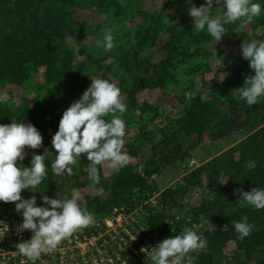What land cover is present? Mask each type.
<instances>
[{
	"label": "trees",
	"instance_id": "trees-1",
	"mask_svg": "<svg viewBox=\"0 0 264 264\" xmlns=\"http://www.w3.org/2000/svg\"><path fill=\"white\" fill-rule=\"evenodd\" d=\"M90 1L101 14L108 11L110 2H114ZM71 5L72 0H0V87L23 85L38 68L45 67V84H60L71 79L70 96L79 92L78 79L83 67L72 69V62L79 52L67 43V36L72 32L67 11ZM161 24L163 17L157 14L147 26H141L140 39L145 35L154 40L149 34ZM263 26L264 19H260L248 33L235 22L223 21V38H239L247 54L235 63L232 76L221 84V88L214 87L207 95L199 91L188 93L193 94L188 98L183 96L180 99L181 112L174 121L177 132L185 135L197 133L198 140L204 132L215 141L241 130L245 132L244 139L189 171L158 195L155 196L156 188L152 183L147 182L152 174L148 168L142 175L131 166H123L112 176L103 177L97 168L96 152H87L89 144L79 145L66 122H61V118L53 113L30 108L25 99L17 106L0 104V195L18 188L28 197L34 184L40 196L34 199L32 210L26 215L39 227L49 224L51 219L56 228H67L79 222L84 224L90 216L101 220L115 209L126 214L136 211L141 214L146 229L161 236L172 250L176 249L175 238L181 234L182 226L192 228L201 218L204 225L201 224L197 232L203 238L205 248L191 255L190 264H264V68L255 70L264 62V32H257L258 27ZM181 38L182 33L175 30L168 34L163 46L166 59L146 65L149 76L139 80L135 90L167 89L169 84L176 83L179 75L190 78L191 83L199 81L201 76L197 69L183 67L194 54L188 43L182 44ZM207 38L214 39L210 35ZM256 57L261 61L258 62ZM191 88L194 91L193 85ZM50 93L48 97L52 98L53 92ZM134 98V93H129L126 99V103L139 113L137 120H130V124L137 126L134 143L148 141L147 136L152 131L147 128L158 117L157 109L146 103L139 104ZM84 99L78 97L82 113L89 114L87 136L93 142L90 148L116 146L115 132L127 129L126 123L118 120L115 130L103 126L96 113L85 105ZM111 100L110 96L107 102L113 105ZM116 105L114 109L121 107L122 103ZM226 108H241L244 120L218 119ZM22 128H25L24 133L16 135V140L26 138L32 156L19 159L9 154L8 144L12 143L10 133ZM161 142L165 149L170 145L172 150L161 157L163 165L182 155L181 146L173 134L164 136ZM140 151L139 146H130L126 155L130 157ZM4 160L7 165L3 164ZM59 163L72 172L78 170L77 164L94 168L98 177L94 183L101 186L106 195H87L82 206L71 196L60 198L54 172ZM91 174L87 173V176L93 178L95 175ZM29 176H32L33 183ZM74 181L77 183V177ZM194 190H202L198 206L184 212L183 201ZM1 204L11 218L28 212L30 205L29 201L19 203L13 200H4ZM173 210L182 213L181 218L176 217ZM184 214L190 216L188 222L186 219L189 218ZM229 242L236 247L233 260L223 253Z\"/></svg>",
	"mask_w": 264,
	"mask_h": 264
},
{
	"label": "rangeland",
	"instance_id": "rangeland-1",
	"mask_svg": "<svg viewBox=\"0 0 264 264\" xmlns=\"http://www.w3.org/2000/svg\"><path fill=\"white\" fill-rule=\"evenodd\" d=\"M197 1L114 0L107 5L108 11L101 14L97 12L90 0H72V5L67 8L68 22L72 28L71 34L67 36V43L79 52L72 62V69L83 67L78 79L79 92L70 96L71 79L60 84H45L43 79L45 67H40L27 83L6 84L0 87V104L17 106L22 99H25L30 108H38L47 114L53 113L61 118V122H66L79 145H93L92 140L87 136L89 114L82 113L78 101L79 96L84 97L85 105L96 113V117L103 126L115 130L120 119L127 126V129L122 132H115L116 146L101 145L97 149H91L88 145L87 152L90 154L96 152L97 168L100 174L105 178L110 177L121 167L131 166L135 172L143 175L144 170L148 168L152 174L147 182L152 183L156 188L155 196L158 195L159 191L245 137V132L241 130L231 132L223 139L214 141L210 139L207 132H204L200 136L201 140H198L197 133L185 135L177 132L174 121L181 112L180 99L183 96L188 98L199 91L207 95L214 87L221 88V84L232 76L235 63L247 54L239 38L230 40L223 38V21L235 22L240 28L251 33L254 25L260 19H264V0ZM157 14L162 15L164 25L153 28L156 32L151 31L149 36L154 40L145 35L140 39L141 26H147L149 20ZM173 30L182 33V44L188 43L194 54L193 58L184 62L183 67L197 69L201 78L191 83L190 78L179 75L176 77V83L169 84L170 87L167 86V89L135 90L136 83L149 76L150 72L147 74L146 65L166 59L163 46L168 40V34ZM262 31L264 32V26L258 27V34ZM209 35L214 39L208 40ZM141 61H144V64H140ZM257 61L260 62L261 59L258 58ZM261 68H264V62L259 67H255V70ZM255 81H258L257 77ZM192 85L194 91H191ZM50 91L54 95L52 98L48 97L51 94ZM190 92L193 94H188ZM129 93H134L137 103H146L157 109L158 117L154 124L147 128L148 131H152L147 136L148 141L139 140L134 143L137 126L135 123L130 124V120H137L139 113L126 103ZM110 96L114 106L107 102ZM119 103H122V106L114 109ZM220 113L221 117L218 119L227 121L241 122L245 118L241 108L232 110L226 108ZM24 130L25 128L13 130L10 133L12 143L8 144L9 154L19 159L32 156V152L28 149V140L26 138L22 141L16 140V135L23 134ZM171 134L176 137L181 146L182 155L174 158L169 164L163 165L160 163L161 157L172 150L170 145L168 149H165L161 141L164 136L169 137ZM130 146H139L141 151L128 157L126 153ZM83 150L86 151L85 148ZM44 153L46 154V151ZM3 164L7 165V160H4ZM65 169L63 163L54 167L60 198L66 199L71 196L76 204L82 206L87 195L101 197L106 195L102 187L94 183L98 178L94 168L77 164V169L82 173L78 170V172H72ZM87 173L88 175L93 173L95 176L90 178ZM74 177H77V183ZM28 179L33 183L32 176ZM39 196L34 184L28 197L16 188L9 194L0 195V212L4 213L9 220L15 219L9 217L1 202L4 200L19 203L29 201L28 212L17 218L21 223L19 225L25 229L29 225L26 219L31 220L26 213L32 210L31 204ZM201 196L202 190L191 192L183 201L184 212H190L198 206ZM116 211L101 217V220L108 225L106 232L98 236L100 240H94L96 242L94 245L83 249L86 253L77 257L78 261L72 264H190L191 255L205 248V242L197 232L203 224L201 218L192 228L187 225L182 226L181 234L176 235L175 238L176 249L172 250L165 245L166 242L161 239V236L146 229L140 213L135 211L118 218L115 222L113 214ZM173 213H177L176 217L181 218L182 213L175 210ZM184 217L189 218L186 219L187 222L190 220L189 215L184 214ZM209 226L212 227V225ZM0 232L3 235H9L8 231L3 229ZM37 249L39 247L34 244L27 251L18 250L20 254L11 261L13 264H19L17 261L22 259L24 262L22 264H33L29 256L33 255ZM235 252L236 247L233 242L227 243L223 249V253L231 260ZM4 257H6L5 254L0 255V264H9ZM67 264L70 263L67 262Z\"/></svg>",
	"mask_w": 264,
	"mask_h": 264
},
{
	"label": "built area",
	"instance_id": "built-area-1",
	"mask_svg": "<svg viewBox=\"0 0 264 264\" xmlns=\"http://www.w3.org/2000/svg\"><path fill=\"white\" fill-rule=\"evenodd\" d=\"M117 211L113 214L115 222H117L118 218L120 219V217L128 215L122 210ZM0 218L3 219L2 221L0 219V226H2L0 231L3 229L9 233L7 236L0 232V255L3 256L5 254L6 257L4 258L5 260L7 259L6 261H9V264H13L11 259L20 254L18 250L27 251L34 244L39 249L29 256L33 264H36V261L38 262L37 264H67V262L72 264L78 261L77 257L86 253L83 249L89 245H94L96 243L95 239L97 241L100 240L98 236L104 234L108 228V225L104 221L96 220L93 216H90L84 224L79 222L67 228H56L53 225V219L50 220L49 224L41 227L34 224L30 219H26L29 225L25 229L19 225L21 223L17 218L9 220L1 212ZM38 234L41 235L38 236ZM165 245H168L167 242ZM14 249L17 251H13ZM21 256L24 255L21 254ZM69 259L70 261H68ZM17 262L19 264L24 263L22 259Z\"/></svg>",
	"mask_w": 264,
	"mask_h": 264
}]
</instances>
